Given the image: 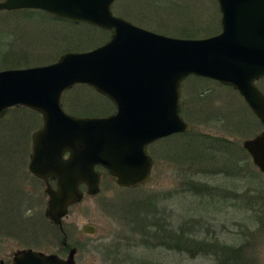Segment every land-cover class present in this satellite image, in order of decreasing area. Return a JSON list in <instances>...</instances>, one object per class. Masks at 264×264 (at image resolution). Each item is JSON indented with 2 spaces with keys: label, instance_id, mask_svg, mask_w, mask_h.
<instances>
[{
  "label": "rangeland",
  "instance_id": "374dc122",
  "mask_svg": "<svg viewBox=\"0 0 264 264\" xmlns=\"http://www.w3.org/2000/svg\"><path fill=\"white\" fill-rule=\"evenodd\" d=\"M29 10H0V70L48 64L66 51L87 50L109 38V33L91 25ZM112 12L173 37L203 38L220 31L217 0H115ZM257 84L264 92V78ZM180 101L182 117L193 131L191 146L199 154L182 153L181 137L174 135L153 142L147 147L154 160L150 178L133 191L119 188L112 176L97 168L102 175L98 194L84 191L63 217L67 241L78 247L79 264H215L214 251L229 245L242 246L243 260L264 264V217L256 214L264 204V175L242 148V141L263 125L238 92L210 79L186 78ZM62 105L77 116H103L115 110L85 85L66 91ZM2 120L0 224L9 216L3 214L5 207L29 199L34 205L22 215L36 217L44 228L45 184L27 169L31 134L41 125V117L27 108H12ZM163 216L169 222L167 234ZM86 224L94 226L93 234L82 233ZM4 230L0 228V248L7 241L11 249L26 244L4 237ZM53 240L31 244L54 251L55 232ZM156 241H165V247ZM196 245L202 250L196 251Z\"/></svg>",
  "mask_w": 264,
  "mask_h": 264
},
{
  "label": "water",
  "instance_id": "95a60500",
  "mask_svg": "<svg viewBox=\"0 0 264 264\" xmlns=\"http://www.w3.org/2000/svg\"><path fill=\"white\" fill-rule=\"evenodd\" d=\"M115 0H1L0 10L35 9L55 18L106 30L103 44L66 51L54 62L0 70V119L14 106L39 113L41 127L31 135L28 170L42 179L47 194L44 215L60 224L85 192H99L101 166L120 186L148 182L152 158L147 145L186 133L181 115V84L191 75L213 79L237 90L264 126V0H217L221 29L204 38L156 33L113 14ZM85 84L107 97L115 111L105 116L67 113L62 94ZM264 175V129L242 141ZM49 180L55 181L52 187ZM92 224L83 234L95 232ZM74 247L61 258L21 249L14 264H75Z\"/></svg>",
  "mask_w": 264,
  "mask_h": 264
},
{
  "label": "flooded vegetation",
  "instance_id": "af4514ba",
  "mask_svg": "<svg viewBox=\"0 0 264 264\" xmlns=\"http://www.w3.org/2000/svg\"><path fill=\"white\" fill-rule=\"evenodd\" d=\"M260 79H262V78H260ZM9 110L7 111L5 116L8 114ZM3 118H1V119H3ZM41 121H42V119H41ZM41 124H42V122H41ZM40 126H39V128H40ZM30 153H31V151H30ZM28 163H29V161H28ZM96 167H98V169H103L99 166H96ZM27 169H28V164H27ZM49 181L51 183V186L54 187L55 182L53 180H49ZM41 182L44 183V181H42V180H41ZM137 187H139V186H119V188H121V189H127V190H132V191L135 190L134 188H137ZM82 188H83V186H82ZM43 194L46 197L45 206L43 209V216H42L43 217L42 220L45 221V224H46V227H44V228L42 227L43 222H41V223L38 222V219L36 217H24L22 215V211L27 210V208L29 209V207L31 208L34 205V203L32 201H29V199L19 200V202L13 203L12 206L5 207V213H3V214L9 213V216L5 221H3L0 224V228L5 229L4 230L5 236L4 237H13V238L18 239V240H23L26 244L22 248L18 247V248L11 249L13 247V245H11L10 241L5 242L3 244V247L0 248V264H14L15 253L21 249H32L35 251H41V252L46 253V254L54 253L61 258H65L68 255L69 249L71 247H74L76 249V252L74 254V260H75V264H79L76 261V255H77L78 247L75 244L69 245V243L67 241V232L63 226V218H61L60 224H54L49 219H47L45 217L44 211L46 208L47 196H46L45 191H43ZM130 198H132V201L129 205H131V206L135 205L136 203L134 202V197H130ZM118 213L122 214L121 212H118ZM133 214H136V212ZM133 214H129V215L134 216ZM122 215H124V214H122ZM124 216H126V215H124ZM3 218H1V219H3ZM161 218L165 224V219H164L165 217L163 216ZM42 220L40 219V221H42ZM166 223H168V221ZM53 232H55V234H56V242L58 244L57 245L58 248H56V250L46 251L44 249H41L42 247H40V246H34L31 244L35 240H39V239H43V238L47 239L48 243H54ZM57 236H58V241H57ZM175 236L178 237V235H174V238H175ZM161 238H162V240H164V235H162Z\"/></svg>",
  "mask_w": 264,
  "mask_h": 264
},
{
  "label": "trees",
  "instance_id": "16d2710c",
  "mask_svg": "<svg viewBox=\"0 0 264 264\" xmlns=\"http://www.w3.org/2000/svg\"><path fill=\"white\" fill-rule=\"evenodd\" d=\"M29 11H34V10H29ZM96 28V27H95ZM98 29V28H97ZM99 31H102V32H104V33H107L108 34V32L107 31H105V30H101V29H99ZM6 58V57H5ZM15 62V61H14ZM16 62H18V61H16ZM15 64H17V63H15ZM202 79V78H201ZM89 88H91V87H89ZM92 89V88H91ZM2 121L3 120H0V123H2ZM193 131H192V129L188 132V133H181V134H174V136H177V137H181V140H180V143H181V147H182V153H186L187 155H191V156H197L199 153L196 151V150H193V147L191 146L192 145V142L194 143V141H191L189 138H190V136H191V133H192ZM172 136V135H171ZM165 139V138H164ZM166 139H167V137H166ZM199 151V150H198ZM195 153V154H194ZM204 155V154H203ZM246 155H247V153H246ZM262 200H264V199H262ZM12 203V202H11ZM11 203H10V205L9 206H12L11 205ZM256 214H257V216L259 215L260 217H264V204H262L261 205V207L258 209V211L256 212ZM260 217H259V220H260ZM168 226H169V222L168 223H165L164 225H163V227L165 228V232H166V234H167V228H168ZM173 233H171V236H174V235H172ZM161 238V237H160ZM162 239V238H161ZM165 240V239H164ZM171 241H172V239H171ZM156 244H164V247H165V241H164V243H161V242H155ZM246 243H248V241L246 240ZM172 244H173V241H172ZM173 247V246H172ZM196 247L198 248V250H196V251H199V250H202V249H200L199 247H198V245H196ZM179 248V247H178ZM242 246H240V247H234V246H231V245H229V246H227V247H222V250H220L219 252L218 251H216L215 249V251H214V253H216V255L218 256V261H216V263L215 264H224L223 263V260H234V259H237V260H243V258L240 256V252H242ZM193 249L195 250V248L193 247ZM223 251V254H219L220 252H222ZM222 257V258H221ZM224 258V259H223ZM242 262H244L245 264H253L251 261L249 262V261H247V260H243ZM243 263V264H244Z\"/></svg>",
  "mask_w": 264,
  "mask_h": 264
}]
</instances>
